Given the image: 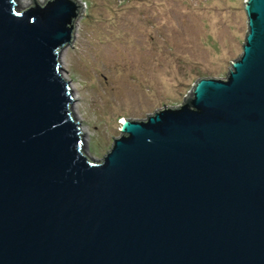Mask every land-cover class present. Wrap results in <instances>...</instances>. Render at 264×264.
I'll use <instances>...</instances> for the list:
<instances>
[{
  "label": "water",
  "instance_id": "obj_1",
  "mask_svg": "<svg viewBox=\"0 0 264 264\" xmlns=\"http://www.w3.org/2000/svg\"><path fill=\"white\" fill-rule=\"evenodd\" d=\"M81 6L0 0V264H264V0L224 79L123 118L99 161L61 74Z\"/></svg>",
  "mask_w": 264,
  "mask_h": 264
},
{
  "label": "rangeland",
  "instance_id": "obj_2",
  "mask_svg": "<svg viewBox=\"0 0 264 264\" xmlns=\"http://www.w3.org/2000/svg\"><path fill=\"white\" fill-rule=\"evenodd\" d=\"M77 1L61 74L76 99L84 154L95 161L121 135L123 118L181 105L196 78L224 79L242 51L243 0ZM15 2L23 9L31 0Z\"/></svg>",
  "mask_w": 264,
  "mask_h": 264
},
{
  "label": "bare ground",
  "instance_id": "obj_3",
  "mask_svg": "<svg viewBox=\"0 0 264 264\" xmlns=\"http://www.w3.org/2000/svg\"><path fill=\"white\" fill-rule=\"evenodd\" d=\"M18 2L20 3V0H18ZM22 2V1H21ZM26 2H24V4H25ZM73 36V35H72ZM63 76V75H62ZM64 77V76H63ZM71 88V87H70ZM73 96V95H72ZM80 130H81V128H80Z\"/></svg>",
  "mask_w": 264,
  "mask_h": 264
}]
</instances>
